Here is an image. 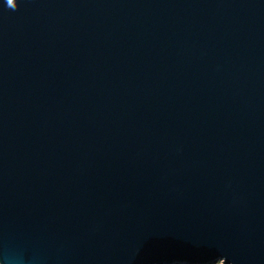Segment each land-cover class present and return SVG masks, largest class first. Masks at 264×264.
<instances>
[{"label":"water","instance_id":"obj_1","mask_svg":"<svg viewBox=\"0 0 264 264\" xmlns=\"http://www.w3.org/2000/svg\"><path fill=\"white\" fill-rule=\"evenodd\" d=\"M0 0V264H264V0Z\"/></svg>","mask_w":264,"mask_h":264},{"label":"rangeland","instance_id":"obj_2","mask_svg":"<svg viewBox=\"0 0 264 264\" xmlns=\"http://www.w3.org/2000/svg\"><path fill=\"white\" fill-rule=\"evenodd\" d=\"M221 261H223V264H225L223 259H219L217 261L209 262V263H190V262H174L170 264H221Z\"/></svg>","mask_w":264,"mask_h":264},{"label":"clouds","instance_id":"obj_3","mask_svg":"<svg viewBox=\"0 0 264 264\" xmlns=\"http://www.w3.org/2000/svg\"><path fill=\"white\" fill-rule=\"evenodd\" d=\"M6 3H7V6L12 9H16L18 7L16 0H6Z\"/></svg>","mask_w":264,"mask_h":264},{"label":"snow or ice","instance_id":"obj_4","mask_svg":"<svg viewBox=\"0 0 264 264\" xmlns=\"http://www.w3.org/2000/svg\"><path fill=\"white\" fill-rule=\"evenodd\" d=\"M221 264H223V261H221Z\"/></svg>","mask_w":264,"mask_h":264}]
</instances>
